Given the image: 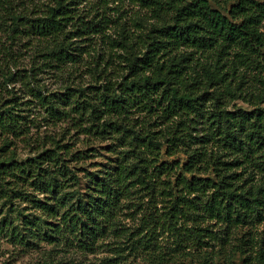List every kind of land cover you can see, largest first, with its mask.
Listing matches in <instances>:
<instances>
[{
	"label": "trees",
	"instance_id": "obj_1",
	"mask_svg": "<svg viewBox=\"0 0 264 264\" xmlns=\"http://www.w3.org/2000/svg\"><path fill=\"white\" fill-rule=\"evenodd\" d=\"M0 30L3 84L68 124L25 160L0 148V234L113 246L117 264H264V0H0ZM46 70L60 91L41 84ZM33 106L1 103L0 136L27 143ZM103 140L116 160L91 173Z\"/></svg>",
	"mask_w": 264,
	"mask_h": 264
},
{
	"label": "rangeland",
	"instance_id": "obj_2",
	"mask_svg": "<svg viewBox=\"0 0 264 264\" xmlns=\"http://www.w3.org/2000/svg\"><path fill=\"white\" fill-rule=\"evenodd\" d=\"M132 13L131 8H125L123 12V18L129 17ZM146 29H149L148 22H144ZM6 32L0 30V43H6L10 45V42L7 40ZM21 47V48H20ZM15 52L20 51V58H17L16 63L20 66V69H29L31 62V53L29 50H25L23 46H15ZM8 68V66H7ZM5 68V72L11 71L16 73V69L12 64L9 63V68ZM39 79L41 84L45 86L46 91L53 92L55 90L60 91L62 89V80L59 77H55L51 70L42 71L39 74ZM62 77H66L64 74ZM83 81L85 84L90 85L91 78L88 75L82 74L80 78H77L76 82ZM26 92V88L21 85L19 82H11L6 86L3 84V78L0 75V104L6 102L9 99H12L15 95L18 97H23L24 101L27 99L34 101L32 118L34 119V125L31 127V135L28 137L27 143H23L19 140H12V138L0 136V148L7 143L12 142L9 147V152L14 153V156L20 160H25L26 157L33 155V151L36 150L35 140L37 137H42L44 133L55 135H61L68 124L66 122H59L56 125L50 126L45 120L44 111L39 106L38 102L29 96ZM238 105L243 108L249 109V106L244 104L242 101L236 102ZM65 134V141L69 140L70 135H74L75 132L72 131ZM78 141V138H73V142ZM80 139V138H79ZM109 141H99L95 142L97 146V156L95 158L87 160L85 162V167L91 173H96V171L104 172L107 169L113 167L116 160L115 155L109 151L108 148ZM78 147H83L82 143L77 144ZM87 180L82 178L81 186L74 189L68 188L69 191L73 190H85ZM33 192L34 191H29ZM36 196L42 197V195L34 194ZM21 208L29 207L27 203H21ZM10 212L9 205L4 204V200H0V218ZM10 216V220L13 221L15 225H18L20 222L16 219V215L13 213ZM111 240V239H110ZM108 240V241H110ZM107 241V242H108ZM113 246H104L99 249H95L92 252H82L80 251L75 244H69L64 241H57L49 243L47 241L40 242H30L29 245H21L16 241L12 240L7 234H0V264H117L115 259V254L111 250ZM135 261H139L138 258L131 256L124 263L131 264ZM230 264H244L243 260L239 257L237 253L232 254L227 260ZM222 264V262H219Z\"/></svg>",
	"mask_w": 264,
	"mask_h": 264
}]
</instances>
